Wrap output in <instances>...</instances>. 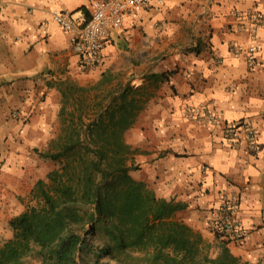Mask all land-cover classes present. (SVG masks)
Wrapping results in <instances>:
<instances>
[{"label":"crops","instance_id":"0c3cea01","mask_svg":"<svg viewBox=\"0 0 264 264\" xmlns=\"http://www.w3.org/2000/svg\"><path fill=\"white\" fill-rule=\"evenodd\" d=\"M92 0H0V244L12 236L11 217L56 162L40 155L61 131V86L146 85L150 96L126 141L136 151L131 174L159 197L186 206L176 216L213 244V223L223 195L241 193L247 230L231 251L264 264V26L255 36L235 10L264 11V0H151L128 13L107 39L103 62L83 68L54 10L89 12ZM259 47L255 65L246 50ZM176 69L168 79L150 73ZM206 105L219 123L197 122L185 110ZM250 121L259 131L251 150L244 134L236 148L227 121ZM214 254V255H215Z\"/></svg>","mask_w":264,"mask_h":264},{"label":"trees","instance_id":"16d2710c","mask_svg":"<svg viewBox=\"0 0 264 264\" xmlns=\"http://www.w3.org/2000/svg\"><path fill=\"white\" fill-rule=\"evenodd\" d=\"M176 69L150 73L168 79ZM61 131L40 155L58 165L38 179L37 199L11 217L0 264H254L213 229L218 251L176 213L186 204L159 197L131 174L135 149L125 132L150 93L130 81L61 86Z\"/></svg>","mask_w":264,"mask_h":264},{"label":"built area","instance_id":"2783aa9c","mask_svg":"<svg viewBox=\"0 0 264 264\" xmlns=\"http://www.w3.org/2000/svg\"><path fill=\"white\" fill-rule=\"evenodd\" d=\"M151 0H92L89 12L54 10V21L69 33L70 42L78 56L81 67L87 68L103 62L106 42L113 29H122L126 14L144 8ZM163 2L164 0H156ZM234 15L241 21H248L252 35L259 27L264 26V11L235 10ZM236 51L246 50L247 61L255 65L258 61L259 47L234 45ZM185 113L197 122L219 123L218 114L206 105H191ZM226 140L230 147L236 148L240 142V134H244L251 150L259 146V131L250 121H227ZM241 193L233 191L223 195L216 212L213 229L228 242L242 243L247 235L243 218L240 214Z\"/></svg>","mask_w":264,"mask_h":264},{"label":"rangeland","instance_id":"374dc122","mask_svg":"<svg viewBox=\"0 0 264 264\" xmlns=\"http://www.w3.org/2000/svg\"><path fill=\"white\" fill-rule=\"evenodd\" d=\"M57 165L58 164L56 163V167H57ZM23 202L25 203V206L27 207L29 205L35 204L37 202V199L33 198L32 195L29 194V195H27V196L24 197ZM211 245H212L211 246V253L214 255L215 254V249H214L215 247H213V244H211ZM27 259H28V262L30 264H40V260L37 259L34 255H29L27 257Z\"/></svg>","mask_w":264,"mask_h":264}]
</instances>
